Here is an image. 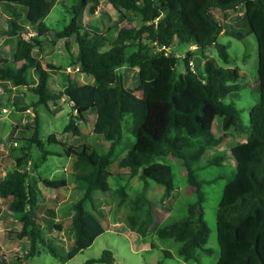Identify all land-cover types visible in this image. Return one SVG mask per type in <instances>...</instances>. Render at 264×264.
I'll use <instances>...</instances> for the list:
<instances>
[{
	"label": "trees",
	"instance_id": "16d2710c",
	"mask_svg": "<svg viewBox=\"0 0 264 264\" xmlns=\"http://www.w3.org/2000/svg\"><path fill=\"white\" fill-rule=\"evenodd\" d=\"M0 1L21 6V15L6 17V25L0 24V35L16 40L12 62L0 56V85L6 90L8 85L25 86L37 97L24 105L20 101L13 104L27 110L39 104H56L65 97L71 103V112L64 132L80 135L82 129L78 121L86 120V113L93 109L96 113L93 131L102 134L110 143L106 151H98L87 142L68 143L55 133L48 135L49 142L60 143L65 153L72 157L74 180L83 188V193L72 203L74 246L68 252L69 258L89 247L105 231L101 218L92 208L97 190L111 191L117 209L123 208L125 224L146 236L154 222L153 203L147 195L148 179L163 184L164 196L170 197L176 189L175 172L172 164L160 159L172 156L184 166L186 181L195 188L196 200L188 205L184 217L158 225L156 232L161 239L179 243L177 252L184 261L198 260V249L207 250L205 244L210 235L204 218V181L199 178V169L221 165L224 156L214 155L200 162L207 151L225 143L235 131L247 137L231 147L236 169L223 187L216 212L220 246L216 264H264V0H107L120 17L105 31L89 29L78 22L85 9L95 10L101 0H71V21L56 34L65 40L69 50L72 41L77 44V50L71 47L72 59L66 68L79 67L73 71L83 74L87 80L69 73L67 85L59 91L50 86V70L63 66L53 62L44 64L43 58L34 53L37 46L43 48L44 41L35 36H23L30 27L39 36L51 30L44 19L56 0ZM241 5H244L249 30L255 34L259 49L260 97L250 109L249 125L244 123L241 110L234 102L227 100L234 98L232 95L241 88L238 83L240 67L230 65L227 45L218 42L222 33L237 37H242L243 33L226 30L213 12L218 8L228 13ZM176 40L202 51L216 45L225 64L220 65L211 57L193 58L189 50L182 57L184 69L178 70L181 56L169 51ZM193 59L198 60L195 63ZM124 65L138 67L141 83L147 87L145 106L130 112L135 141L126 154L117 159L116 165L128 169L132 177L138 176L144 182L142 190L135 195L126 185L113 188L109 181L114 176L111 165L116 161L115 150L123 139V121L132 97L124 83L121 71ZM90 76L94 82L89 80ZM21 105L24 107H19ZM217 118L221 121L219 133L214 130ZM34 120L35 123L28 126L33 132L22 138L28 145L14 151L15 165L0 179V196L8 201L9 211L18 215L23 223L18 236L30 235L26 258L40 252L42 245L53 255L58 254L54 242L45 237L37 216L38 183L54 188L68 185L66 177L47 178L38 171L43 161L34 158L33 148L42 147L43 140L37 114ZM44 151L47 155L61 154L50 149ZM54 227L61 229L58 223ZM154 244L152 241V246ZM165 252L172 255L168 249ZM94 262L114 264L113 252L105 249L99 258L86 263Z\"/></svg>",
	"mask_w": 264,
	"mask_h": 264
},
{
	"label": "rangeland",
	"instance_id": "374dc122",
	"mask_svg": "<svg viewBox=\"0 0 264 264\" xmlns=\"http://www.w3.org/2000/svg\"><path fill=\"white\" fill-rule=\"evenodd\" d=\"M71 0H56L51 12L44 19V22L51 28L44 35L39 36L35 29L30 27L25 37L35 36L44 41L43 48L37 46L34 50L38 58H43V63L53 62L62 65V69H51V88L54 91L63 90L66 85L68 74L78 76L80 80L87 78L74 71H69L67 64H70L71 47L77 50V44L70 43V50L67 48L65 40L58 38L56 32L70 23L72 12L70 11ZM215 16L221 21L226 30H238L243 33L242 37H237L229 33H222L218 37L219 43L227 45L231 57V66H239L241 76L238 83L241 88L238 93L228 97V101L241 110V116L246 125H249L250 109L258 102L260 92L258 88V63L259 49L255 34L250 32L244 5L236 10L225 13L221 9L214 8ZM21 15V6L17 3L7 4L0 1V24L6 25V17ZM120 13L114 9L107 0H101L95 10L85 9L79 16L78 22L81 26L105 31L108 26L119 20ZM115 36V33L114 35ZM16 48V40L0 35V56L9 58L12 62V55ZM193 52V58L204 60L214 58L220 65L225 63L218 55L216 45L208 46L205 51L191 46L188 43L175 41L169 51L180 55L178 70L184 69L183 56L187 51ZM131 49L128 50V52ZM77 53V52H76ZM75 53V54H76ZM73 54V55H75ZM195 60L198 59H193ZM74 70V65H71ZM124 74L125 86L132 92V97L128 101V114L123 121V139L117 146L114 154L116 161L111 165L113 175L109 181L111 186L116 188L119 185H126L128 191L135 195L143 188L144 182L138 176H131L128 169L119 168L117 159L123 157L130 145L135 141V135L131 131L133 117L130 113L134 108L145 106L147 87L141 83L138 67L124 65L121 67ZM89 80L94 82L90 76ZM36 95L27 87L14 88L8 85L6 90L0 85V179L10 171L15 165V150L21 146H26L24 137H29L33 132L28 126L35 123L34 116H39L40 136L43 140L42 147L33 148L34 158L42 159L38 167L40 174L47 178L66 177L68 185L61 188L48 187L43 182L38 183L39 205L37 216L42 224L45 237L54 242L57 247V255H53L46 250V246H40V252L35 256L26 258V253L30 246V235L20 238L18 232L22 228V221L18 215L11 213L8 209V201L0 196V262L7 261L9 264H87L92 258H99L105 249H109L114 255V264H216L220 256V246L218 241V231L216 222V212L221 200L223 187L227 181L235 174L236 162L231 147L246 139L247 134L232 131L225 143L207 151L200 163L214 155L223 154L224 159L221 165H211L199 169V178L204 181L205 200L203 202L204 218L210 228V235L205 244L206 251L198 249L199 259L196 261H184L178 255L179 243L172 239H161L157 235L156 227L166 224L174 219H180L187 213L190 203L196 200L195 188L188 184L185 178V168L181 161L165 156L160 161L172 164L176 189L170 197L164 196L165 187L163 184L148 179L149 188L147 195L151 199L154 207V222L148 230L146 236L139 235L131 230L122 220L123 208L117 209L116 199L111 191H95V201L92 203L94 213L101 218L105 231L98 235L93 243L69 258L68 252L74 246V228L72 226L73 206L72 203L83 193V188L74 180L71 167L72 157L64 151V146L57 142H49L48 135L55 133L61 141L80 144L87 142L98 151H106L109 146L102 134L93 131L96 113L93 109L86 113V120L78 122L82 129L80 135H73L72 132H64V127L68 123L71 112V104L66 98H61L55 104H39L27 110L17 108L13 102L20 101L22 105L35 100ZM19 107H24V106ZM6 108V110H4ZM214 130L221 131V121L217 118L214 122ZM16 148V149H15ZM44 148V149H43ZM46 149L61 152V154H49ZM34 162V161H32ZM32 168V165H30ZM36 175L37 172L32 170ZM88 206V205H87ZM89 207V206H88ZM89 209H91L89 207ZM60 224V228H55L54 224ZM152 241L155 242L152 246ZM168 249L172 255L166 254ZM21 257V259H17ZM17 259V260H16ZM91 264H105L94 262Z\"/></svg>",
	"mask_w": 264,
	"mask_h": 264
},
{
	"label": "built area",
	"instance_id": "2783aa9c",
	"mask_svg": "<svg viewBox=\"0 0 264 264\" xmlns=\"http://www.w3.org/2000/svg\"><path fill=\"white\" fill-rule=\"evenodd\" d=\"M78 69H79V67H76V68H75V70H78ZM68 70H69V71H73V69H72L71 66H68ZM4 110H6V108H4Z\"/></svg>",
	"mask_w": 264,
	"mask_h": 264
},
{
	"label": "crops",
	"instance_id": "0c3cea01",
	"mask_svg": "<svg viewBox=\"0 0 264 264\" xmlns=\"http://www.w3.org/2000/svg\"><path fill=\"white\" fill-rule=\"evenodd\" d=\"M57 37H58V36H57ZM51 78H52V76H51ZM51 80H52V79H50V84H51ZM66 80H67V79H66ZM66 85H67V81H66ZM66 85H65V86H66ZM50 86H51V85H50ZM64 98H65V97H64ZM69 104H71V103H69ZM78 122H79V121H78Z\"/></svg>",
	"mask_w": 264,
	"mask_h": 264
}]
</instances>
